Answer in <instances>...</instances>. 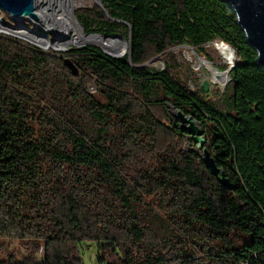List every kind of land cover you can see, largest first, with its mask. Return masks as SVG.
Segmentation results:
<instances>
[{"label":"trees","instance_id":"16d2710c","mask_svg":"<svg viewBox=\"0 0 264 264\" xmlns=\"http://www.w3.org/2000/svg\"><path fill=\"white\" fill-rule=\"evenodd\" d=\"M97 1L75 16L88 33L123 29L118 58L0 34V239L27 251L0 264H83L82 242L110 264H264V67L234 11L222 0ZM216 40L238 59L223 112L189 89L172 52ZM158 59L162 70L149 67ZM170 104L202 126L231 191Z\"/></svg>","mask_w":264,"mask_h":264},{"label":"rangeland","instance_id":"374dc122","mask_svg":"<svg viewBox=\"0 0 264 264\" xmlns=\"http://www.w3.org/2000/svg\"><path fill=\"white\" fill-rule=\"evenodd\" d=\"M75 1L79 5L73 11V17L76 20H77V18L75 16V12L77 10L91 8L92 5L95 3V0H75ZM37 9L40 11V8L38 5H37ZM0 14H1V12H0ZM5 14H3V17L5 18V20H3L0 16V21L1 22H10V23H13L17 26L16 22H14L13 20H10ZM77 23L82 28L83 33L85 35L98 34V35H101L103 37H110V38L114 39L116 42L117 41L119 42L117 45V50L120 54H124L126 52L127 47H128V43L126 41L127 34L125 33V31L123 29H120L115 34L108 36L106 34L96 33L95 31L92 33H88L83 29L82 25L80 24V22L78 20H77ZM24 24H27V26H28L27 29L24 28V26H25ZM22 25H23L22 27H19V28L17 27L19 29V31H22V32L29 34L31 36H34V37L36 36L39 40H42L44 42L48 41L51 44V46L48 49H44L42 46L35 45V44H33L29 41H26L24 39H21V38H17V39L21 40L25 43H28V44L42 50L43 52H46V53L48 51L65 52V51L70 50L72 48L84 47V46H78V45H71V46L65 47L63 50H59L56 46H59L60 44L65 43V41L63 40L62 37H58V36L56 37L54 35V33L50 32L51 30H53L54 26H52V24H50L48 22L47 23L43 22L44 29L42 28L41 30L37 29V26L34 22H29L25 19H23ZM62 31H64V30H62ZM63 33H65V34H63ZM62 34L65 36L67 35L66 32H62ZM118 39H120V40H118ZM220 42L221 41L216 40V41L207 43V44L201 46L200 49H193V48H189L187 46H179V47H176L175 49L172 50V52L176 56L177 63L180 64L179 74H181L183 77L186 78L189 89L190 90L196 89L197 91L198 90L200 91L202 89V83L205 81L207 83V92L204 93V95H205L206 99L209 101V103L211 104V106L213 107V109L216 110L217 112H223V111L227 110L226 96L229 94L230 87H231L230 75L228 74L229 79H228L227 84L224 87H220L218 85L212 84L208 70H207L206 66H204L200 63V60L205 62V64H207L209 67L216 69L219 73L227 72L229 67L232 64L236 63L238 61V59H237L236 53L234 51L235 57L233 59V63L232 64L226 63L225 60H223L220 57V55H219V53L215 47V44L220 43ZM85 46H92V47L99 48L98 46H94V45H85ZM53 48L57 49V50H53ZM99 49L103 52V50L101 48H99ZM119 55H115V56H119ZM149 67H152L156 70H162L164 68V64L161 60L158 59V60L150 63ZM90 92L91 93L95 92V88L93 86L90 87ZM169 110L171 112L173 111V106L171 104L169 105ZM200 128L203 130L202 126ZM205 146L207 147L208 144L206 143ZM234 240H235L236 244L239 246H243L247 242L246 237H243V236H240V237L234 236ZM40 249L35 254L37 259L42 258L43 252L40 251ZM7 254H13L17 258L20 259L21 257H24L27 255V251L24 248V246L21 245V243H19L17 241H7V240H1L0 239V259L5 258ZM79 255L82 259L83 264H110L112 262V260H111L112 258L111 259L108 258L107 261H104V262H100L98 260L99 257L103 256V255L100 253L99 245L96 243L82 242L81 244H79Z\"/></svg>","mask_w":264,"mask_h":264},{"label":"water","instance_id":"95a60500","mask_svg":"<svg viewBox=\"0 0 264 264\" xmlns=\"http://www.w3.org/2000/svg\"><path fill=\"white\" fill-rule=\"evenodd\" d=\"M227 3L234 11L238 25L241 27L245 34L246 42L255 49L257 53V62L264 67V0H222ZM95 4L102 7L101 3L95 0ZM35 0H0V12H4L8 15L10 20L16 18H22L29 22L37 20ZM10 27H17L10 22H3ZM26 27L27 24H24ZM0 34L6 35L11 38L17 39L18 37L9 33L0 31ZM191 48V47H189ZM53 50H57L54 49ZM104 54V53H103ZM106 55V54H104ZM123 55V54H120ZM119 56L110 58H118ZM66 65H70V69L75 75L77 72L73 68L68 59L65 60ZM147 65V64H145ZM232 66L228 69L230 73ZM202 90L207 92V83H202ZM171 117L178 124L180 131L185 132L188 135V139L194 145L195 151L201 156V162L212 177H214L217 183L227 189L232 190V184L226 177L225 172L220 169L208 148L205 146V138L203 131L196 123L194 118L189 115H185L181 110L174 109L171 112Z\"/></svg>","mask_w":264,"mask_h":264},{"label":"bare ground","instance_id":"6f19581e","mask_svg":"<svg viewBox=\"0 0 264 264\" xmlns=\"http://www.w3.org/2000/svg\"><path fill=\"white\" fill-rule=\"evenodd\" d=\"M35 4L36 7L37 5L39 6L40 11L36 8L37 20L33 22L36 24L37 29L39 30L42 28L44 29L43 22H48L54 26L53 30L50 32L54 33L56 37H62L65 41V43L56 46L59 50H63L65 47L71 45H94L101 48L104 54L111 57L120 54L117 50V45L119 43L118 41L116 42L110 37H103L98 34L85 35L83 33V30L77 23V20L73 17L74 9L79 6L75 0H35ZM13 21L16 22L18 28L23 26L22 18H16L13 19ZM17 27H10L9 25L0 21V31L14 35L35 45H40L44 49H48L51 46L48 41L44 42L39 40L36 36L34 37L19 31ZM24 28L27 29L26 26H24ZM62 32H66L67 35H63L65 33L62 34ZM222 43L215 44L216 50L226 63L232 64L235 57L234 51L229 46H227V44L225 45ZM200 63L206 66L212 84L218 85L220 87H224L227 84L229 79L228 71L219 73L216 69L205 64V62L202 60H200Z\"/></svg>","mask_w":264,"mask_h":264},{"label":"built area","instance_id":"2783aa9c","mask_svg":"<svg viewBox=\"0 0 264 264\" xmlns=\"http://www.w3.org/2000/svg\"><path fill=\"white\" fill-rule=\"evenodd\" d=\"M220 43H222V42H220ZM224 43V42H223ZM229 46V45H228ZM232 50L234 51V49L232 48ZM235 64V63H234ZM234 64H232L230 67H229V69L232 67V66H234ZM200 91H203L202 89L200 90ZM40 251H42V249H40ZM240 264H248V262L247 261H244V262H241Z\"/></svg>","mask_w":264,"mask_h":264}]
</instances>
